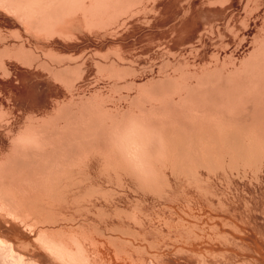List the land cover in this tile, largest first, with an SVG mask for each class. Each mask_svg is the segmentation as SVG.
<instances>
[{
    "label": "bare ground",
    "instance_id": "1",
    "mask_svg": "<svg viewBox=\"0 0 264 264\" xmlns=\"http://www.w3.org/2000/svg\"><path fill=\"white\" fill-rule=\"evenodd\" d=\"M221 1L222 0H0V71L5 77V82L0 80V97L3 95L8 100L7 102H12L13 104L9 110L6 109V111L3 112L5 115H10V117L6 119L4 125H0V129L3 128L5 132L6 130L8 131L6 132L7 136H1L0 145H10V151L7 155L0 156V264H37V262H44L43 264H125L127 262L126 260L125 263L124 261L123 263H118V260V262L115 261V259L120 256L119 252L117 254L115 251V248H113L115 249V254L119 256H115V259H113L111 257L112 251L107 247V242L109 243V240L116 239L115 233L122 234L123 236H132V238L134 236L136 237L135 240L142 236V243L146 245L140 242V244L132 247L133 250L137 248V251H139L141 248H145L147 251V248L151 249L155 245L157 246L158 242H156L157 238L154 236L155 234L151 235V231L153 230L149 231L152 227H155L153 226L155 224L149 223L150 226L152 225L149 229V224L147 222H151L152 219L146 220L148 217L150 219V215H148L150 212L152 215L151 208L148 209L150 212L146 210L143 216L137 212L132 213L134 211L131 212L130 209L133 207L132 210H136L135 208H137V205H135V203L137 202L133 203L134 206H129V213H125L128 218H126L127 220L125 219L126 223H122V221L119 223L121 218H119V221H115V219H117L115 217H119L117 214H120L118 211H116V214L114 212L115 209L113 211L114 214H116L115 217L113 213H110L112 210L109 213H106L108 210L102 213L105 218H108V221H106L107 218L103 219L105 222L102 223L105 224H102V227L101 225L98 226L95 221L99 219L96 217L98 214L94 216L90 213L87 216H94V218L96 217L95 220L85 215L87 218H85V220L81 218L83 221L75 217L78 221L81 220V222H76L77 220L73 217L75 215H72V212L71 214L68 212L70 216L72 215V222H76V224L71 226L73 224L71 222L72 224L68 225L70 227H66L62 224V220H64L65 217L64 213H67L63 209H66L67 206H71L70 204L65 206L64 203L77 204L81 209L86 208V203H91V206L93 205L92 207H89V205L86 206L92 210L96 205H94L95 201L93 204L91 202L94 199L90 201L89 197L93 196L92 198H97L99 193L101 196L107 195L108 197L109 194L111 195L113 193L114 189H107L110 184L106 183L107 187L105 188L102 185L104 181H100L102 183L96 181L97 175L93 178L94 174L100 172L93 173L96 168L93 166L95 169L92 171V165L90 164V166L86 163L91 159L89 155L94 158L98 157L97 159L102 164L100 165L102 170L99 168L101 172H104L105 169L103 170V168L108 167L112 170V173H115L112 169L115 168L114 170H116L117 174H113L116 178H113L114 176H112V173V175L110 174L111 176L109 175L111 172L110 169L109 172L106 168V171L108 170L107 177L105 176L107 174L106 171V173L104 172L105 175L102 173L107 179L109 178L108 176L112 177L108 179V182L112 180L111 182L113 183L114 180L113 184L116 186V179L117 185L125 186V181L127 182L129 180H125L124 177L128 175V178L131 177L133 179V182H128L129 184L132 183L131 185L134 188L141 189L143 193L146 191L150 195L157 193L154 195L155 198L158 197V194H160L158 198L165 195L162 197L163 199L166 196H168L167 198L169 199L170 197L173 199V197L177 196L178 191L175 189L179 187V184L176 187L175 185L179 183V180H182L178 179L180 177H175L181 174V177L185 176L186 178H183L194 181L193 183L196 185L194 187L195 191L198 189L197 192H201L202 198L208 197L212 204L219 205L216 213H222V209L227 207L225 202L226 199L223 198L225 195H223V192L218 188V184L216 185L217 180L227 176V171L239 172L240 169H243V171L244 169H246V171L253 169L252 171L256 172L263 167L264 35L260 33L254 37L253 43L248 44V42H246L247 44L242 50L239 48L231 50L229 48L231 50L229 56L240 61L234 64L233 67L228 68L225 64H215L213 67L203 68L204 70L201 72L186 71L187 73H185L183 71L184 73L181 72V74H165L160 81L147 84V86L143 87L136 96H127V98L130 99V107L127 109L111 110L105 105V102L93 99L84 102L82 105L71 106V108L67 106L69 110H66L64 106H60L55 102V100L58 102V100L65 101L70 98L65 88H73L75 86L77 87V85L78 88H81V85L84 83H96L93 79L97 73L102 74L103 77H107L108 80H112L111 83L114 85H118L120 81H125L127 85L140 87L142 82L145 81V77L143 79L131 78L127 80L128 78L125 77L126 75L124 76L127 69H131V66L127 62V57L124 54H117L116 56H110L108 54L96 56L97 54H94V52L104 47L111 49L117 44L119 46L122 45L115 40L116 35L120 34L124 36L123 34L128 33L130 30L135 32L140 29L139 26L142 23H149L153 28H165V36L170 40H173L177 36L187 34V38L185 39V46L187 47L186 52H190L191 50L199 52L203 50L204 53L212 52L211 54L217 57L227 55L220 51L217 53L214 52V44L212 38L209 37L211 35L210 33L213 32V28L208 26L212 17L204 16L201 12L206 6L217 5ZM228 2L241 5L243 0H228ZM261 5L264 7V0ZM227 6H229V3L226 7ZM246 11H248V9ZM228 13L226 15H228ZM234 17L235 16H233V18ZM258 22L260 21H257V23ZM213 27L215 26L213 25ZM235 28H237V26ZM253 30L254 29L247 30L248 32H245L243 36L248 38L253 35ZM219 33H221V31ZM55 37H59L70 44L65 45L63 42L53 40ZM215 38L216 36H214V39ZM68 53V57L63 55ZM193 60H195L191 62L193 65L198 64V62H196L197 58H193ZM191 63L187 61L184 64L189 66ZM184 64L181 63L179 67ZM95 66L97 69H95ZM36 83L39 88L42 90L45 89L46 93L48 92L46 94L47 98H51L50 100H54V104H57H47L44 109L38 112L36 111L39 115H35V107L33 109L30 106V109L24 104L23 98L19 99L21 95L18 97L20 88L23 90L25 86ZM22 96H24V94ZM44 98L46 99V96ZM72 103L73 102H70L67 105ZM9 106H11L10 103ZM49 110L52 112L51 115H49ZM21 111L22 114L23 111L24 113L26 112V114H34L33 117L29 116L32 120L30 119V122L28 121L27 127L38 131L42 135L44 144L43 150L25 153L19 151L15 146L10 144V140H12L16 131L21 128V126H18L19 121H21V119H19V113ZM133 115L141 119L145 125L152 130L154 136L153 144L149 149L150 157H156L154 175L152 179L148 181H142L137 178L136 175L120 162L119 158L115 156L112 151L113 130L121 127L126 119ZM9 132L10 134H8ZM86 159L89 160L86 162L84 161V163L83 160ZM95 166L97 167V165ZM171 174H177L173 178L176 180L178 179L176 181L177 183L173 182L175 183L174 187L172 179L170 180V178L173 177V175L170 177ZM240 174H242V172ZM243 175L244 173L242 176ZM257 175L258 174H256V176ZM91 176L93 180L95 179L96 183L88 184L85 188L83 185L81 188L78 187L81 193L75 190L85 178L91 179ZM234 176L232 175L231 183L233 181L239 190L246 191L250 197L254 199L256 197V190L254 187L245 181L243 182V180H237ZM237 176H239V174ZM244 176H246V173ZM229 177L230 175L228 178ZM99 178L102 179V176H98V181L100 180ZM188 180L187 182L191 184ZM258 181L262 182V179ZM193 183L192 185H194ZM109 187L114 188L112 185ZM189 187L191 186L189 185ZM129 188H131V186ZM129 188L127 186L126 189L128 190ZM185 188L184 190L186 192ZM82 189L84 190L82 191ZM141 190H139L138 193L142 196L148 195L147 193L144 195L140 192ZM189 191L190 189H188V192ZM193 191L192 189L191 192L187 193L194 194ZM94 195L97 196L95 197ZM113 196L114 198L116 197L115 194ZM126 196L124 195V198ZM261 197L264 198L263 191H261ZM102 198L104 197L102 196ZM140 198L139 196L137 201H139ZM108 199L111 198L108 197ZM126 199L128 200V197H126ZM142 199L144 200V197L141 198V200ZM102 200L104 201V199ZM114 201L115 203L113 204H116L115 199ZM128 201H126L127 204ZM104 202L106 203V201ZM141 202H138V207L143 206L139 205ZM110 203H108V205ZM169 203L170 202L167 204ZM255 203L257 204V202ZM60 204H63L65 208H62L61 205V209L59 207ZM113 204L111 203V205ZM106 206L100 207L109 209ZM75 207L73 209L77 210ZM125 207L123 208L125 209ZM69 209L73 210L72 208H68L67 210ZM138 209L140 210V208H137L136 211H138ZM142 209L143 207L141 210ZM143 211L145 210H142V214ZM30 213H33V216ZM146 214L148 215L147 218H145V216H147ZM227 214L229 213H226V215ZM68 215L66 214V216ZM216 216L213 217L216 218ZM8 217L12 220H8ZM250 217V219H252V216ZM123 218L125 217H122V219ZM152 218H154V216ZM167 218H169L170 221L174 220L170 217ZM179 218H177V220ZM68 220L69 218L66 221ZM179 220V223L182 222L181 224L178 223L179 226L184 224L185 220ZM215 222H217V220L214 221L213 224ZM64 223L67 222L64 220ZM167 223L168 222H166V224ZM9 224L10 227H8ZM41 224H45V226ZM48 224H53L54 226H52L55 229L48 228ZM178 224L175 226H178ZM46 225L48 226L46 227ZM215 225L213 226L215 227ZM235 225V227H237L239 224L237 225L235 223ZM156 227L158 226L156 225ZM173 228L175 229V227H171V229ZM239 228L241 229V227ZM176 229L181 230L179 227H176ZM160 230L162 229L160 228ZM173 230L171 231L173 232ZM219 230H221V227ZM168 231L166 230L165 236L171 241L173 233ZM177 232L179 235V231ZM96 234L100 235V239H98L99 236L97 238ZM174 234H176L175 230ZM229 234L231 235L230 232ZM244 235L246 236V234ZM232 236L234 235L232 234ZM175 237H177V240L179 239L177 234ZM259 237H261V234ZM123 238V241H125L127 237ZM128 238L127 243L129 242ZM132 238H130V241H133L131 240ZM106 239H108V241H106ZM119 239L117 241H119ZM226 240H229V238ZM172 241L174 242L175 238H173ZM240 241L242 240L240 239ZM136 242L138 243V240H136ZM111 243L112 241L110 245ZM170 243L165 242L164 244L166 247H169ZM131 244L132 242H130V245ZM110 245L108 244V246ZM123 245L124 244L120 245L121 247L118 246L120 247L118 250H123L125 247H128V245L125 244L126 246L123 248ZM160 246L163 245L161 244ZM234 246L237 245H233V247ZM29 247L32 248L31 251L27 250ZM101 247H103V249ZM228 247L226 246V248ZM128 248H130V246ZM153 250L155 249H152V251ZM163 250H166V248H160L150 254L147 253L149 257L146 258V260L143 258L145 260L143 262L146 264H166L167 262L165 263V259L161 260V258L164 257L162 254ZM124 252L123 256L127 253L124 254ZM232 252L233 251H231V253ZM247 252L249 253V251ZM213 253L215 254V252ZM231 253L229 256H232ZM195 254L197 255V252ZM261 254L262 257H264V248H261ZM132 255L133 252L130 257H128L131 258L130 262L133 260V264H138L135 258L138 260L139 256L134 257ZM136 255L138 254L136 253ZM142 255H140L141 259ZM131 256L134 257V259H132ZM259 257H261L260 254ZM195 259L197 258L195 257ZM231 261L227 264H232L233 262ZM189 263L194 264L193 262ZM199 263L201 262L199 261L198 264Z\"/></svg>",
    "mask_w": 264,
    "mask_h": 264
},
{
    "label": "rangeland",
    "instance_id": "2",
    "mask_svg": "<svg viewBox=\"0 0 264 264\" xmlns=\"http://www.w3.org/2000/svg\"><path fill=\"white\" fill-rule=\"evenodd\" d=\"M228 3H229V6L226 7V5H228ZM261 4H263V0H243V2L241 4L242 6L241 5H237L235 3H232V2H228V0H222L217 5H209V6H206L205 8H203L201 10V12L204 14V16H207V17L208 16H211L212 17L211 22H210V24L208 26H210V27L213 28V32L210 33L211 35L209 37L212 38V42L214 44L213 48L215 50L214 51L215 53H217V52L220 51L223 54H225V53L227 54V55H225V56L223 55L221 57H217L216 55L211 54L212 52H210V53H204L203 50H200L199 51L200 53L197 52V51H195V50H191L190 52H186L187 51L186 50L187 47L185 46L186 45V40L185 39L187 38V34L186 35L183 34L181 36H177L173 40H170V39L166 38V36H165V28H160V27L153 28V26L150 25L149 23H142V24H140V26H139L140 29L137 30V31H135V32L133 30H130L131 32L129 31L130 33L128 32V33L123 34L124 36H122L120 34L119 35H116V39L115 40L117 41V43H121L122 45L119 46L117 44V45L113 46L111 49H109L107 47H104L103 49L94 52V54L96 53L97 54L96 56H101V55H105V54H108L110 56H113V55L116 56L117 54H124L127 57L128 64L131 66V69H127V71L125 73L123 72L124 73V76L126 75L125 77L128 78L127 80H130L131 78L132 79L133 78H136V79L137 78L138 79L139 78L140 79L142 78L143 79L145 77L144 78L145 81L142 82V85L140 87L139 86H131V85H127L125 83V81H120L118 85H114V84L111 83L112 80H108L107 77H103L102 74H98L97 73L94 76V79H93L94 81H96V83H93V84L84 83L83 85H81V88H78V85H77V87L75 86L73 88H65V91H67L69 93V97L70 98L67 99V100H65V101L58 100V102H57V100H55V102L58 103V105H60V106H64V109L66 108V110H69V109H67L68 108L67 106H69V108H71V106H74V105H82L84 102H87L88 100H93L94 99V100H97V101L105 102V105L109 109H111V110H116V109H118V110H124V109H127L128 107H130V99L127 98V96H131V97L136 96L141 91V89L143 87L147 86V84H152L154 82L160 81L164 77L165 74H172V73L181 74V72H183V71L185 73H187V72H195V71L196 72H201L202 70H204L203 68H210V67H213L215 64H225L228 68H231V67L234 66V64H237L240 61L235 60L234 58L230 57L229 56L230 51L232 49H234V48H239L240 50H242L243 47L247 44L246 42H248V44L253 43V39H254V37L258 33L264 35V29H263V27H264V7ZM223 7H224V9H223ZM241 7H242V10H241ZM262 7H263V9H262ZM237 8H239V9H237ZM247 9H248V11H246ZM228 12H230V13H228ZM227 13H228V15H226ZM233 16H235V17L233 18ZM232 18H233V20H232ZM250 19H252V20H250ZM231 21H232V23H231ZM257 21H260V22L257 23ZM256 23H257L258 26L256 25ZM213 25L215 27H213ZM236 26H237V28H235ZM232 29H233V31H232ZM252 29H254L253 30L254 31L253 32V35L249 36L248 38L243 36V34L245 32H248L247 30H252ZM214 30H215V34H214ZM219 30L221 31V33H219L220 32ZM214 36H216L215 39H214ZM53 40H58L60 42H63L65 45L70 44L69 42H66L63 39L59 38V37H55V39H53ZM184 53H185V55H184ZM186 54H188V55H186ZM63 55L65 57H68L69 56V53L68 54H63ZM193 58H197L196 62H198V64L193 65V63H191L192 61H195V60H193ZM187 61L191 63L189 66L186 65V64H184ZM181 63L184 64V65H182L181 67H179ZM138 65H140V66H138ZM23 68H25V67H23ZM179 68H181V69H179ZM25 69H28V68H25ZM95 69H97L96 66H95ZM136 76H139V77H136ZM0 80L1 81H4L5 80V77L2 75V72L0 73ZM20 90H22V88H20L19 91H18V97L21 95V97H19V99H22L23 98L24 104L26 106H28L29 108H30V106L33 109L35 107L36 108V109H34L35 112L36 111L38 112L39 110L44 109V107L47 104H54L55 103L54 100H52V101L50 100L51 98H49V97L47 98V95L46 94L48 92L46 93V90L45 89H43L44 90L43 91L41 88H39L37 83L36 84L27 85V86L24 87V89L22 91H20ZM39 90L42 91V92H40ZM21 92H22V94H21ZM42 93H43V95H42ZM23 94H24V96H22ZM45 96H46V99L44 98ZM24 97H25V99H24ZM2 98H4V99H2ZM26 98H27V100H26ZM7 101L8 100L3 95H1V97H0V102H1L0 103V125H4L5 122H6V119L8 117H10V115H5L3 113V112L6 111V109L9 110V108L13 106L12 102H7ZM42 101L44 103L45 102L46 103L44 104ZM59 101H60V104H59ZM70 102H73V103L67 105ZM9 103H10L11 106H9ZM54 105H57V104H54ZM65 105H66V107H65ZM40 106H41V109H40ZM37 108H39V109H37ZM51 110H49V113H50L49 115L52 114V112H50ZM66 110H65V112H66ZM36 113H35V115H39V113H37V114ZM53 114H55V113H53ZM33 115H32V113L31 114H29V113L26 114V112L24 113V111H23V114H22V111H21L19 113V119H21V121L18 120L19 121V125L18 126H21V127L22 126H25L26 118H29V116L33 117ZM29 120H27V123L30 122ZM6 132H8V131L6 130ZM6 132L4 131L3 128H1L0 129V138H1L2 135L7 136V133ZM5 133H6V135H5ZM8 134H10V132ZM9 151H10V145L9 144L8 145H5V146H1L0 145V156H6ZM89 156L91 157V159H90ZM89 156L88 157H89L90 160L89 159H86V160H83V162L84 161L86 162L87 160H89L86 163L88 165L91 164L92 167L94 166L96 169H98V170H96L93 167L92 171L94 169L96 170V171L94 170L93 173L94 172L95 173L100 172V173L94 174V176L92 175L93 178H95V176L97 175L96 181L99 182V183H102L100 181H104L105 182V185H104V182L102 183V185L105 188L107 187V184L106 183L110 184L109 186H111V185L114 186V188L108 186L109 188L107 187V189H110V190L111 189L112 190L114 189L115 192L118 193V195L113 190V193L111 195L110 194L108 195V197L111 198V199H108L107 195H105V196L102 195L104 197V198H102V196H101L100 193L99 194L97 193L98 194V197L97 198H92L93 196L92 197H89V200L90 201L92 199H94L91 202L93 204V202L95 201L94 202L95 203L94 205H96V206H94L92 208V210H91V208H87L88 206H86V205H89V207H90L91 206V203H86L85 204V207L86 208H82V209L77 204H74V203H64L65 206H67L69 204L71 206L70 207L67 206L66 209H63L64 211L67 212V213H64L65 214L64 220L67 223H64V220H62V222H63L62 224L64 226H66V227H70L68 225H71L73 223L71 226H74L76 224V222H81L82 219L85 220V218H87V217H92L94 220L97 217L99 219H96L95 221H96V223H97L98 226L101 225V227H102V224H105V223H102V222H105V220H103L105 218V216H103L102 213L106 212L107 210H108V212H106V213H109L112 210V212H110V213H113V214H114V212L116 213V211H118V213H120L121 215L116 213L119 216V217H117L116 214H114L113 216L114 217L116 216L115 218H117V219H115V221L116 220L119 221V218H121V220L119 221V223L121 221H122V223L123 222L126 223V220L128 218H127V215L125 213L129 211V208L133 205L134 202H137V203H135V205H137V208H140V210L138 209V211H136L137 208H135L136 210H132L133 207H131L132 208V209H130L131 212L134 211L132 213L137 212L141 216H143V215H145L144 212H146V210H148V209L151 208L150 210L152 211V215L150 214L151 213L150 210L147 211V212H150L149 214L147 213L148 215H150V219H149V217H148L147 214H146L147 216H145V218L148 217L146 219L147 221L148 220H151V219L152 220H151V222H149V221L147 222L146 220L145 221L148 224L149 223L150 224H155V225H153L155 227H156V225L158 226V227L155 228V227H152V225L150 226V224H149V229L152 227L149 231H151V230L154 231V233H153V231H151V235H154L155 234L154 236L157 238L156 239V242H158L157 243V246H159V247H157L155 245L154 247H152L151 249H149L147 247H150V246H147L146 247L147 248V251H146L145 248H141L143 250H141V249L139 250L138 249L139 251H137V248H134V250L132 248V247H135L136 245L140 244V242L141 243L143 242L142 241L143 240L142 239L143 238L142 236H140V237H138V239H136V240H138V243H137L136 240H135L136 237H134V236L132 238V236H125V235L123 236L122 234L115 233L114 235H115L116 239L109 240V243L107 242V247L112 251V256L111 257L113 259H115V256L117 257V256L120 255L117 259H115L116 262L119 261L118 263H123V261H124V263H125L127 261L125 264H133V262H132L133 260L131 261L132 262L131 263L130 262L131 258H128V257H130V255L132 254V252H133V255L132 256H134V257H138L139 256L138 258L141 259V256L140 255H142L143 253H146V254L149 253L150 254L151 252L157 251L160 248H163V249L166 248V250H163L162 251V254L164 255V257L161 258V260L162 259L163 260L165 259V263L167 262L166 264H190L189 262H193L194 264H198L199 261L201 262L199 264H205V262H206V264H208L210 262H213V263H210V264H221V263L222 264H227L231 260H232L231 262H233L232 264H259V263L260 264H264V257H262V254H261V248H264V237H263L264 236V198L261 197V191L264 192V165L262 167L263 169L260 168L258 170L260 174L258 173V171H256L257 173L256 172H253L252 171L253 169L251 170L250 168H249L250 170H247L248 173H247L246 169H244V171H243V169H240L239 172L241 171L242 174L244 173V175L246 173V176L243 175L244 176L243 177L242 174H240L241 172L239 173L238 171L237 172L236 171L235 172L227 171V176H224V177H222V179L217 180L216 181V185L218 184L217 185L218 188H220V190L223 192V195H225V197L223 196V198L226 199L225 202L227 204V207H225V208L222 209L223 210V211H221L222 213H216V210L219 208V205L218 204H216V205L212 204L210 202V200H209L208 197L202 198L201 192L200 191L197 192L198 189H196V191H195V188L194 187L196 185H195V183H193L194 181H192V180L190 181V180H188V178L185 179L186 178L185 176H182L181 177V174L179 176L177 175L178 173L175 174V175H173V174L170 175V177L173 175V177L170 178V180L172 179V183L173 182L177 183L176 181L178 179H181L182 180V181L179 180V183H177L176 185H175V183H173V187H174V185L176 187L179 184V187H176L177 189L174 188L175 190L178 191L177 192L178 195L175 196V197H173V199L175 198L174 200L171 197H170V199L167 198L168 196H166L163 199L162 197H164L165 195L164 196L162 195V196H160V198H158L160 194H158L157 195L158 197L155 198L154 195L157 194V193L150 195L147 191L146 192L144 191V192L147 193L148 195L142 196L140 193H138V191L141 190V189L135 187L137 189V191H136V189L131 185L132 183H130V184L128 183V182H130V181L133 180L131 177L128 178L129 177L128 175L127 176L125 175V177H124L125 180H129L127 182L125 181V186L127 185L128 188L131 186L132 190L134 188L133 191L135 193L131 190V188H129L130 190L129 189L127 190L126 189L127 186L125 187L124 185L122 186V185H119V184H118L119 185L118 186L116 179H115L116 186H115V184H113L114 183V180H113V183L111 182L112 180H109L111 183L108 182V179L109 178H112L110 176L114 172L112 173V170L110 168L106 167L108 170L109 169L111 170V172L109 170V172H110L109 175L112 173L110 176H108L109 178L107 179L106 177L108 175V170L106 171V168H103V170L105 169L104 172L105 171L107 172L106 175H105L106 172L105 173L103 171L101 172L102 167L100 168V165H102V164L97 159L98 157L94 158L91 155H89ZM87 164H85V165H87ZM95 165H97V167ZM99 168L101 170H99ZM112 169L116 173V170H114L115 168H112ZM202 171L203 172H206L205 170H202ZM251 171H252V173H251ZM255 173L258 174L259 176L258 175L256 176ZM114 174L112 176H114L113 178H116ZM238 174H239V176H237ZM100 175L102 176V179L99 178L100 180L98 181L97 178H98V176L101 177ZM176 175H177V177H175V178L180 177L177 180L176 179H173L174 176H176ZM229 175H230V177L228 178ZM232 175L233 176L235 175L234 177H236L237 180H241V181L243 180V182L245 181V182L251 184L254 187V189L256 190V197L254 199L251 198L250 195L246 191L239 190L237 188V186L233 183V181L231 183ZM240 175H241V177H240ZM92 176L90 177L92 180L89 179V178H85V180H83L82 183L75 188V190L78 191L79 193H81L80 192V188L81 187L84 186V188H85V186H88V184H91V183H94V182L96 183L95 179L93 180ZM183 177H185V178H183ZM104 178H106V179H104ZM82 179H84V178H82ZM261 179H262V182L261 181L259 182L258 180H261ZM173 180H175V181H173ZM187 180L190 181L191 184H189V182H187ZM88 181H89V183H88ZM218 181H220V182H218ZM83 182H84L85 185L83 184ZM192 183L194 185H192ZM189 185L191 187H189ZM78 187H80V188H78ZM118 187H120V188H118ZM121 188H123V189H121ZM184 188L186 189V192H185ZM188 189H190L189 192H191V190L193 189L194 190L193 191L194 194H188L189 193L188 192ZM83 190L84 189H82V191ZM131 192H132V194L134 193L135 195L134 194L132 195ZM136 192H137V194H136ZM140 192L143 193L142 190ZM199 192H200V194H199ZM125 193H127V194H125ZM145 193H143V194L145 195ZM114 194L116 195L115 198L113 196ZM203 194H205V193H203ZM124 195L125 196L127 195L126 197H128V200L131 197L134 200L131 198L130 199L131 201L130 200L128 201L126 199V197L124 198ZM152 195H153V197H152ZM139 196L141 198L144 197V200L143 199L141 200V198H140V200L142 202L140 200L137 201L139 199ZM135 197H137L138 199L135 198ZM102 199H104V201H106V203ZM107 199L110 202L113 201V202H111L112 204L115 203V201H114V199H115L117 205L116 204L111 205V203ZM119 199H121V200H119ZM124 199H125V201H124ZM171 199H172V201H171ZM119 201H120V205H119ZM121 201H122L123 204L121 203ZM126 201H128V204H127ZM129 202L130 203L132 202L131 205H130ZM138 202H141L139 205H143V206H139L138 207ZM143 202H144V204H143ZM168 202H170V203L167 204ZM255 202H257V204ZM108 203H110V204L108 205ZM252 203H253V206H252ZM97 204H101V205H97ZM64 205L63 204H60L59 207L61 206L62 208H65ZM114 205H116V206L119 205L122 209L119 206H118L119 207L118 208V207H116ZM127 205H128V207H127ZM166 205H167V209L168 210L166 209ZM73 206L74 207L76 206L75 208L77 210L73 209L74 208ZM100 206H106L109 209H106L105 207L103 209ZM112 207H113V209H112ZM123 207H125V209ZM142 207L145 210V211H143V214H142V210L143 209L141 210ZM68 208H72L73 210H70L69 209L70 210L69 211V210H67ZM79 208L81 209V211H80ZM93 210H94V212L92 213ZM99 210H100V212H99ZM124 210H126V211H124ZM68 212L70 214L72 212V215H75V216H73L74 218L77 217L78 220L81 219V218L82 219L80 221H78L75 218V220H77V221L74 223L71 220L72 215L70 216V214ZM75 212H76V214H75ZM153 212H154V214H153ZM80 213L81 214L83 213L84 215L83 214L81 215ZM89 213L92 214V215H94V216H95V214H98V215H96V217L94 218V216H91V215L87 216ZM99 213H101V214H99ZM226 213H229V214L226 215ZM241 213H243V214H241ZM30 214H32V216H33V213H30ZM66 214L67 215L69 214V215L66 216ZM215 214L216 215L218 214V215L216 216ZM121 216L122 217H125V218L122 219ZM153 216H154V218H152ZM213 216L214 217L216 216V218H214ZM250 216H252V219H250L251 218ZM167 217H170V218H172L174 220L173 221H170L169 218H167ZM179 217L180 218L182 217L181 218L182 220ZM244 217H245V219H244ZM66 218L67 219L69 218L70 221L69 220H68L69 222L66 221L67 220ZM101 218H102L103 221L101 220ZM145 218H143V219H145ZM177 218L180 219V220L178 219L179 221H184L185 220L184 221V224H182L181 226H179V224H181L182 222L179 223L178 220H177ZM7 219L8 220H12L10 217H8ZM224 219H226V220H224ZM100 220H101V222H100ZM123 220H125V221H123ZM216 220H217V222H215L213 224V222L216 221ZM106 221H108V218L106 219ZM129 221H127V222H129ZM228 221H229V223H228ZM230 221H232V222H230ZM166 222H168L167 223L168 225L166 224ZM211 222H212L213 225L216 224L215 227L211 224ZM99 223H101V224H99ZM176 223L177 224L179 223L178 226H175V225H177ZM231 223H233V224H231ZM235 223L237 225L238 224L239 225L237 227H235L236 226ZM41 225H43V224H41ZM48 225H46V227L48 226V228L55 229L53 227L54 226L53 224H48ZM43 226H45V224ZM170 226L171 227H175V229L174 228L173 229L175 230V233L177 234V236L179 238L178 240L176 239L177 237H175L176 234H174V230L171 229ZM8 227H10V224H9ZM159 227L165 233L162 230H160ZM176 227L181 228V230L180 229L177 230L178 228L176 229ZM220 227H221V230H219ZM239 227H241L242 230ZM168 228H170V229H168ZM224 228H228V229H224ZM234 228H236V229H234ZM246 229H247V231L249 233L246 231ZM166 230L167 231L169 230L170 233H173L172 234L173 235V238H175V241H176V242L174 241L175 244L172 241L173 238L170 241V239H168V237L165 236ZM171 230H173V232ZM78 231H80V230H78ZM177 231H179V233H180L179 235L180 236L178 235V232ZM229 232L231 233V235L229 234ZM235 232H236V234H235ZM232 234L234 236H232ZM244 234H246V236ZM260 234H261V237H259ZM96 235H97V238L99 236L98 239H100V235L99 234H96ZM209 235H210V237H209ZM117 236L119 238H122V239H119ZM123 237H125V238L126 237L127 238L130 237V238H132L131 240L135 241L137 244L135 242H133V241H130V238H128L129 239L128 240L129 242L127 243V238H126L125 241H123V239H124ZM232 237H233V239H232ZM158 238H159V240H158ZM213 238H214V240H213ZM228 238H229V240H226ZM101 239H103V238H101ZM108 239H106V241H108ZM118 239H119V241H117ZM240 239L242 241H240ZM111 241H112V243H111L112 246L110 245V242ZM130 242H132V244H131L132 246L130 245ZM165 242H169V243L171 242L170 245H169L170 249H169V247H166L165 246V244H164ZM235 242H236V244H235ZM159 243H161L163 246H160L161 244L158 245ZM229 243L232 244V245H230ZM108 244L111 247L108 246ZM113 244H114V247H113ZM122 244H124L123 245V248L126 246L125 244H127L128 247L130 246L131 249L128 248V247H125L123 249L125 252L123 250H118L121 247L120 245H122ZM171 244L172 245L174 244L176 246V248H175L174 245H173L174 246L173 247ZM143 245H146V244H143ZM221 245H223L224 247L221 246ZM233 245H237L238 247L237 246H234L236 248L235 249L233 247ZM118 246H120V247H118ZM164 246H165V248H164ZM226 246L227 247L229 246V247L226 248ZM101 248L103 249V247H101ZM113 248H115L116 250L113 249ZM239 248H240V250H239ZM152 249H155V250L152 251ZM27 250L28 251H31L32 248L29 247ZM114 250L117 252V254L119 252V255L115 254L116 252ZM149 250H150V252H149ZM210 250H211V252H210ZM245 250L249 251V253L247 251H245ZM122 251L124 252V254L127 252L125 254V256H123V252ZM128 251H130V252H128ZM231 251H233V252L231 253ZM140 252H143V253H140ZM194 252L195 253L197 252V255ZM213 252H215V254ZM136 253L138 255H136ZM230 253L232 254V256H229ZM258 253L260 254L261 257H259V254ZM113 254H115V255H113ZM128 254H129V256H128ZM146 254H143L142 255V259H141L142 260V263H144V264H146V263L143 262V261H145L146 258L149 257V255L148 254L146 255ZM198 254H200V255H198ZM193 255H195V256H193ZM121 257H123V258H121ZM134 257H132V259H134ZM191 257H192V259H191ZM195 257L197 259H195ZM120 258L123 259V260H121ZM209 258H210V261H209ZM135 259H136V263L142 264L141 263V260H139V259L137 260V258H135ZM190 259H191V261H190ZM120 260H121V262H120ZM252 260H254V261H252ZM40 263L43 264L44 262H39V263L37 262V264H40Z\"/></svg>",
    "mask_w": 264,
    "mask_h": 264
},
{
    "label": "clouds",
    "instance_id": "3",
    "mask_svg": "<svg viewBox=\"0 0 264 264\" xmlns=\"http://www.w3.org/2000/svg\"><path fill=\"white\" fill-rule=\"evenodd\" d=\"M25 126L16 131L10 144L21 152L43 150V137L35 130ZM153 132L136 116H129L121 127L113 130L112 151L120 162L142 181L152 179L156 157H150Z\"/></svg>",
    "mask_w": 264,
    "mask_h": 264
}]
</instances>
